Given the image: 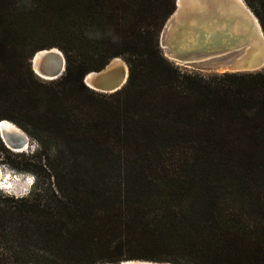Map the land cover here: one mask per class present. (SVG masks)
<instances>
[{"label": "trees", "instance_id": "obj_1", "mask_svg": "<svg viewBox=\"0 0 264 264\" xmlns=\"http://www.w3.org/2000/svg\"><path fill=\"white\" fill-rule=\"evenodd\" d=\"M244 2L264 33V0ZM174 9L0 0V122L30 130L40 155L25 169L47 180L0 206V248L28 264H264V70L169 61L159 38ZM52 48L66 69L44 82L29 61ZM116 57L120 90L82 83Z\"/></svg>", "mask_w": 264, "mask_h": 264}, {"label": "water", "instance_id": "obj_2", "mask_svg": "<svg viewBox=\"0 0 264 264\" xmlns=\"http://www.w3.org/2000/svg\"><path fill=\"white\" fill-rule=\"evenodd\" d=\"M159 44L164 56L177 66L207 68L220 73H254L264 69V33L259 20L244 0H175V9L163 26ZM56 55H47V60H40L38 66L40 72L51 74L54 79L45 80L35 70L34 59L37 53L29 61L34 74L45 81L60 78L65 71V58L61 51ZM55 56L57 60H51ZM117 58H113L101 70L85 74L82 83L103 94L120 90L128 78L126 63L118 58L125 69L107 70ZM58 62L61 65L60 71L57 70ZM90 74L94 76L87 83L86 77ZM0 137L6 146L18 149L9 137L5 136L4 139L1 130ZM104 264L171 263L124 260Z\"/></svg>", "mask_w": 264, "mask_h": 264}, {"label": "rangeland", "instance_id": "obj_3", "mask_svg": "<svg viewBox=\"0 0 264 264\" xmlns=\"http://www.w3.org/2000/svg\"><path fill=\"white\" fill-rule=\"evenodd\" d=\"M38 40L34 41L33 46L43 42V41H38ZM52 49L59 50L58 48H52ZM120 59L124 62L122 58ZM65 64H66V61H65ZM179 67L190 70V71L201 72L202 74H206V75L211 74V73H220L216 70L207 69V68L194 69V68H186L183 66H179ZM65 69H66V66H65ZM39 79L44 82H50V81L42 80L41 78ZM52 81H55V80H52ZM2 121H8V120H2ZM9 122L15 125L20 131L24 132L27 135L29 144L24 151L17 152L15 150H11L8 146H6L0 137V172L2 173V176L4 178L3 180L0 181V206L1 207L12 204V200L27 196V194L32 191V189L37 183L42 187L46 186L47 184V180L42 177H40L38 180L39 182H37L34 174L30 170L25 169L26 167L32 168L31 166H27L26 164L27 162L33 163L34 161L36 162L38 160V156L40 155L39 143L37 142L35 138H33L30 135V130H26L14 122H11V121ZM8 179L10 180V183H11L10 187L7 184ZM14 251L17 252V254L14 253ZM30 258H31L30 255L26 253V251L22 248H17L13 246V249H11V251L0 248V264L1 263L28 264V262H30L31 260ZM181 264H193V263L190 261H182Z\"/></svg>", "mask_w": 264, "mask_h": 264}, {"label": "bare ground", "instance_id": "obj_4", "mask_svg": "<svg viewBox=\"0 0 264 264\" xmlns=\"http://www.w3.org/2000/svg\"><path fill=\"white\" fill-rule=\"evenodd\" d=\"M40 52V53H39ZM37 52V56L35 57L34 59V63H35V70L40 74V76L42 78H44L45 80H51V79H54L55 77L52 78V76H50L51 74H45L43 72H40L38 66H39V61L40 60H44L46 59V56L49 55V54H53V55H56V54H60V51L57 50V49H50V50H43V51H39ZM57 56V55H56ZM53 57V59L51 60H57V57ZM47 60V59H46ZM49 61V59H48ZM57 67H58V71H60L61 69V65H59V62L57 63ZM121 69H125V66L124 64L117 59H114L111 64L108 66L107 70L109 71H118V70H121ZM91 76H94L92 74L90 75H87L86 77V82L87 83H90L89 81V78H91ZM0 130L2 132V135L4 137V139L6 138L5 136L9 137L12 141H13V144L16 148L18 149H15L13 148L12 146H9L12 150H15L17 152H22L24 151L29 142L27 141L28 140V137L27 135L20 131L15 125H13L12 123H10L9 121H1L0 122ZM8 143V142H7ZM10 145V144H9ZM3 176H2V173L0 172V181L3 180ZM8 186L10 187L11 186V183H10V180L8 179V182H7Z\"/></svg>", "mask_w": 264, "mask_h": 264}]
</instances>
